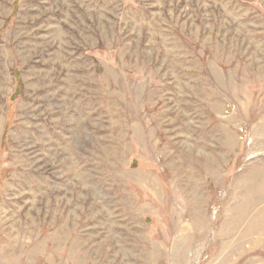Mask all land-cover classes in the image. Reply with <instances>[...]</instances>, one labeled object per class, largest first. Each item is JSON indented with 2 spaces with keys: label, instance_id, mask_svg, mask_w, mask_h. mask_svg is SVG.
I'll return each mask as SVG.
<instances>
[{
  "label": "rangeland",
  "instance_id": "374dc122",
  "mask_svg": "<svg viewBox=\"0 0 264 264\" xmlns=\"http://www.w3.org/2000/svg\"><path fill=\"white\" fill-rule=\"evenodd\" d=\"M0 264H264V0H0Z\"/></svg>",
  "mask_w": 264,
  "mask_h": 264
},
{
  "label": "trees",
  "instance_id": "16d2710c",
  "mask_svg": "<svg viewBox=\"0 0 264 264\" xmlns=\"http://www.w3.org/2000/svg\"><path fill=\"white\" fill-rule=\"evenodd\" d=\"M13 74H14L13 76H14V80H15L16 85H15V90H14V93H13L14 95L12 96V98H15L14 97L15 95L18 96L21 93L22 84H21V81L19 79V76L16 73V70H14Z\"/></svg>",
  "mask_w": 264,
  "mask_h": 264
}]
</instances>
